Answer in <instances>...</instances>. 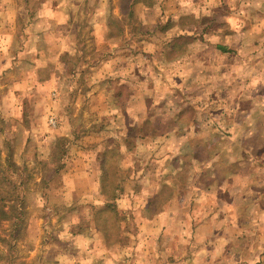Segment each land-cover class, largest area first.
I'll use <instances>...</instances> for the list:
<instances>
[{
	"label": "rangeland",
	"instance_id": "rangeland-1",
	"mask_svg": "<svg viewBox=\"0 0 264 264\" xmlns=\"http://www.w3.org/2000/svg\"><path fill=\"white\" fill-rule=\"evenodd\" d=\"M91 1L71 28L0 20V144L10 139L9 158L29 174L22 224L0 223V264H177L208 214L193 212L204 198L182 195L213 172L202 166L198 183V162L213 156L221 177L264 190V1H161L137 9L139 21L109 19L101 42ZM128 2L109 11L127 14ZM213 26L220 34H197ZM222 202L208 204L214 214ZM260 236L247 230L222 264L262 256Z\"/></svg>",
	"mask_w": 264,
	"mask_h": 264
},
{
	"label": "crops",
	"instance_id": "crops-1",
	"mask_svg": "<svg viewBox=\"0 0 264 264\" xmlns=\"http://www.w3.org/2000/svg\"><path fill=\"white\" fill-rule=\"evenodd\" d=\"M165 1L167 0H129V12L124 15L118 13L117 16L114 17L109 11V5L117 3L118 0H92L91 10L90 12H88V17L90 16L96 21V23L92 25L91 34H94L98 42L108 39V36L111 32L108 29L107 23L109 19H114L117 21H131L133 19L138 20V15L136 13L137 9H158V7L156 6L164 3ZM219 1L220 0H199L201 4H214L219 3ZM247 1L248 0H246L245 2ZM263 1L264 0H260V2ZM86 2L87 0H0V20L11 19L12 21H15L16 19H20L22 15H24V18H30L31 21H37V19L39 21L45 20L49 23L53 22L54 25H60L62 21L68 20L70 21L69 28H71V21L78 19V15L80 14V12L82 13V11H80L79 9ZM222 2H224V0H222ZM95 4L100 6V10L98 12L97 9H93ZM55 22H59L60 24H56ZM228 22H230V20ZM171 27L172 26H170L169 24V27H167V29H164L163 31L158 30V33L162 35L170 34V32H173ZM197 28V34H201L203 37L208 34V30H210L209 32L211 34H220L218 28L215 26L209 29L204 27ZM125 29L126 30L124 31V34L128 32V29ZM174 29L176 30V27ZM181 29L179 31L180 33ZM72 30L74 31L72 35H74L75 37L80 34L75 29ZM115 30H117L116 34H113L120 36L124 35L123 30L117 28ZM229 30L233 32L235 31L232 30V28H230ZM35 34L39 33L36 32ZM0 36H5L2 30L0 31ZM2 37H0L1 52L5 51V47L3 48V44L5 43H3ZM214 49L219 52L221 51V49L227 51V49L223 45L218 44L214 45ZM10 87L11 86L5 88L9 90ZM190 139L191 138L186 137L184 140H186L185 142H189ZM184 145L186 146L185 143ZM229 156L231 157L230 160L234 158V161L236 163L238 162L237 160L239 159L237 157L233 155ZM192 158L195 159L196 157ZM217 163L218 161H216L215 157L213 156L198 162V183H200L201 181V169L204 165L205 167H212L213 172L208 177L209 180L206 181L204 185H199L196 192H193V189H190V187L185 188L182 191L183 197L185 195H188L192 198L194 196H197L196 199L198 198V200L204 198V206H194L193 212H205L207 210L208 214L206 216H202V218L199 219V221L194 225V235L192 236V240L189 239V245L194 246V249H192L190 253H188L189 256L187 257H180L179 259L175 257V260H179L177 264H190V261L192 262V264H222L223 260L228 256L230 247L234 243H236L238 241V238L240 239V236L247 232V230H251L253 228L257 229V232L261 231V235H263L260 236V239L254 241L256 247H264V223H260L262 222L261 219L251 218L252 213L256 215L262 213V218L264 217V205L253 206V202L255 201H258L256 202V204H264V190H261L260 193H253L249 184L258 183V181L255 180L251 182L250 179H246L244 181L243 188L241 185L242 179L238 177L236 173H231V171H229L227 174L223 173V177H221L218 169H216ZM186 165V169L188 170V159ZM255 195L257 196V200H255V198L253 197ZM216 199H220L223 202L217 203L219 205L216 204L217 212L216 214H214V210L212 211V209L209 208L210 206L208 204H212V206L214 207L215 205L213 203L216 202ZM247 213H249V216L246 215L248 218L244 215ZM179 223L181 224V229L186 227L184 221L181 220V222H178L176 224ZM187 223H189V219ZM255 256L256 255L253 254L250 257L248 256L247 260L245 261L246 264H264V254L262 256H260V254H257L256 257Z\"/></svg>",
	"mask_w": 264,
	"mask_h": 264
},
{
	"label": "trees",
	"instance_id": "trees-1",
	"mask_svg": "<svg viewBox=\"0 0 264 264\" xmlns=\"http://www.w3.org/2000/svg\"><path fill=\"white\" fill-rule=\"evenodd\" d=\"M160 30L163 31L164 29ZM222 50L220 51L221 53H227L226 50ZM150 133L151 131L146 134ZM138 135H142L141 130H138ZM9 140V138L3 139L0 144V150L6 149V154H8L11 148ZM11 176H14L13 179ZM28 180L29 174L25 173V168L19 169V167H16L14 162L9 158V154L2 161L0 160V223L9 222L15 217L19 225L22 224L21 217L25 213L26 193L28 191L26 183Z\"/></svg>",
	"mask_w": 264,
	"mask_h": 264
},
{
	"label": "built area",
	"instance_id": "built-area-1",
	"mask_svg": "<svg viewBox=\"0 0 264 264\" xmlns=\"http://www.w3.org/2000/svg\"><path fill=\"white\" fill-rule=\"evenodd\" d=\"M52 127H54V122L51 120V119H49V122H48Z\"/></svg>",
	"mask_w": 264,
	"mask_h": 264
}]
</instances>
